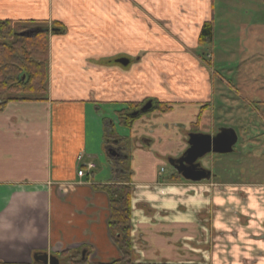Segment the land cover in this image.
I'll use <instances>...</instances> for the list:
<instances>
[{"label": "crops", "instance_id": "0c3cea01", "mask_svg": "<svg viewBox=\"0 0 264 264\" xmlns=\"http://www.w3.org/2000/svg\"><path fill=\"white\" fill-rule=\"evenodd\" d=\"M0 19L63 29L47 32L44 98L0 107V264H44L34 253L58 264H264V179L235 178L217 153L196 160L208 179L163 168L189 133L231 128L239 157L260 134L215 92L199 52L213 40L211 0H0ZM207 21L211 39L200 41ZM135 102L150 107L121 125L117 112ZM119 142L126 170L109 153ZM86 162L94 168L78 176ZM121 183L131 189L124 258L105 189Z\"/></svg>", "mask_w": 264, "mask_h": 264}, {"label": "rangeland", "instance_id": "374dc122", "mask_svg": "<svg viewBox=\"0 0 264 264\" xmlns=\"http://www.w3.org/2000/svg\"><path fill=\"white\" fill-rule=\"evenodd\" d=\"M211 5L214 14L213 40L204 44L199 52L202 53L205 61L212 63L210 69L216 72L215 92H221L228 97V104L231 106V101L236 111L234 115L237 118L242 116L243 119L250 120L254 128L260 132L252 140L255 144L243 148V157L234 154L241 149L239 142L232 152L215 158L221 159L224 168L230 169L229 174L233 172L231 174L235 178L251 177L262 180L264 179V0H211ZM40 24L42 25L43 22ZM45 26L50 32L53 25L52 22H47ZM211 56L212 62L208 59ZM251 123L246 128H251ZM237 132L239 137H243L241 130ZM123 145L120 143L111 148L110 155L113 156L124 150ZM212 159L208 155L202 159L205 168L210 169ZM127 162L123 164L124 168ZM238 167L244 169L237 171ZM163 168L172 169L169 163H165Z\"/></svg>", "mask_w": 264, "mask_h": 264}, {"label": "trees", "instance_id": "16d2710c", "mask_svg": "<svg viewBox=\"0 0 264 264\" xmlns=\"http://www.w3.org/2000/svg\"><path fill=\"white\" fill-rule=\"evenodd\" d=\"M52 25L54 32L63 30L58 29L59 23L56 21ZM46 27L37 29L29 35H21V32L28 30L27 25L0 19V93H6L0 107L6 101L44 98L47 91L48 31L44 30ZM212 28L210 21L202 25L200 41L211 39ZM141 106V103L137 102L128 103L125 110L117 112L119 123L129 127L132 121L142 114ZM157 107L161 111L165 109L164 105ZM136 111L137 113L133 114ZM112 159L114 166L126 170L123 167L125 156L119 158L113 156ZM105 189L110 198L109 225L114 231L113 240L124 258L129 253L131 243V189L124 183L107 185ZM63 254L65 260L74 258L67 252ZM111 264H120V261Z\"/></svg>", "mask_w": 264, "mask_h": 264}, {"label": "water", "instance_id": "95a60500", "mask_svg": "<svg viewBox=\"0 0 264 264\" xmlns=\"http://www.w3.org/2000/svg\"><path fill=\"white\" fill-rule=\"evenodd\" d=\"M34 30H25L21 35H29ZM127 59L119 58L117 62L126 64ZM150 107V103H145L140 109L145 111ZM133 114H136L134 112ZM237 136L233 129L222 128L215 134L209 133H189L187 138L188 147L180 157H170L168 163L175 169L184 179L191 181H200L208 179L210 173L208 170L200 166L196 162L208 153L224 154L232 151V146L236 142ZM33 259L44 264H58L57 258L48 256L47 254L34 253Z\"/></svg>", "mask_w": 264, "mask_h": 264}, {"label": "built area", "instance_id": "2783aa9c", "mask_svg": "<svg viewBox=\"0 0 264 264\" xmlns=\"http://www.w3.org/2000/svg\"><path fill=\"white\" fill-rule=\"evenodd\" d=\"M78 159L81 160V157L78 156ZM94 168V163L93 162H86L83 163L82 167L77 170V175L78 176H83L89 174V171Z\"/></svg>", "mask_w": 264, "mask_h": 264}, {"label": "flooded vegetation", "instance_id": "af4514ba", "mask_svg": "<svg viewBox=\"0 0 264 264\" xmlns=\"http://www.w3.org/2000/svg\"><path fill=\"white\" fill-rule=\"evenodd\" d=\"M117 154V156H118V153H116ZM181 156V155H180ZM198 161V160H197Z\"/></svg>", "mask_w": 264, "mask_h": 264}]
</instances>
